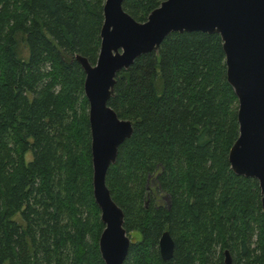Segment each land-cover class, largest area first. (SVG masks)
<instances>
[{"label":"trees","instance_id":"16d2710c","mask_svg":"<svg viewBox=\"0 0 264 264\" xmlns=\"http://www.w3.org/2000/svg\"><path fill=\"white\" fill-rule=\"evenodd\" d=\"M160 1L121 6L141 21ZM102 3L0 0V264H104L74 58L94 62ZM107 104L132 125L105 173L126 234L138 233L121 264H223V248L232 264H264L257 180L226 157L237 99L218 33L170 31L116 72ZM165 229L173 248L162 259Z\"/></svg>","mask_w":264,"mask_h":264},{"label":"water","instance_id":"95a60500","mask_svg":"<svg viewBox=\"0 0 264 264\" xmlns=\"http://www.w3.org/2000/svg\"><path fill=\"white\" fill-rule=\"evenodd\" d=\"M121 1L103 0L94 62L74 54L83 71L91 192L103 224L97 248L104 264H121L129 243L123 211L111 198L105 173L118 145L132 131L130 120L119 117L107 99L113 94L116 72L139 54L157 50L170 31L218 33L225 78L237 99V134L227 149V161L235 174L257 180L264 209V0H161L141 21L128 14ZM157 246L162 259L171 256L173 240L167 229L160 233ZM222 253L223 264H232L227 248Z\"/></svg>","mask_w":264,"mask_h":264},{"label":"rangeland","instance_id":"374dc122","mask_svg":"<svg viewBox=\"0 0 264 264\" xmlns=\"http://www.w3.org/2000/svg\"><path fill=\"white\" fill-rule=\"evenodd\" d=\"M18 46H19L20 49L23 50V53H24V43H23V41H19L18 42ZM28 157H29V154H26V158H28ZM127 234L131 238V240H134L138 236V233L135 230H129V231H127Z\"/></svg>","mask_w":264,"mask_h":264},{"label":"flooded vegetation","instance_id":"af4514ba","mask_svg":"<svg viewBox=\"0 0 264 264\" xmlns=\"http://www.w3.org/2000/svg\"><path fill=\"white\" fill-rule=\"evenodd\" d=\"M128 236V235H127ZM128 238L130 239V237L128 236ZM157 243H158V241H157Z\"/></svg>","mask_w":264,"mask_h":264}]
</instances>
